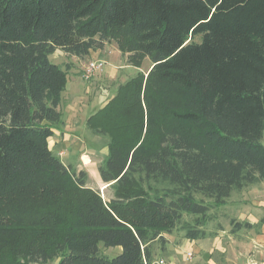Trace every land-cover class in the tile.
I'll list each match as a JSON object with an SVG mask.
<instances>
[{"label": "trees", "instance_id": "trees-1", "mask_svg": "<svg viewBox=\"0 0 264 264\" xmlns=\"http://www.w3.org/2000/svg\"><path fill=\"white\" fill-rule=\"evenodd\" d=\"M109 42L152 65L87 120L109 138L104 199L48 140L70 69L51 56ZM263 139L264 0H0V264H151L264 181Z\"/></svg>", "mask_w": 264, "mask_h": 264}, {"label": "crops", "instance_id": "crops-1", "mask_svg": "<svg viewBox=\"0 0 264 264\" xmlns=\"http://www.w3.org/2000/svg\"><path fill=\"white\" fill-rule=\"evenodd\" d=\"M118 52L120 53L119 50ZM72 57L74 58V56ZM75 59L78 60L76 57ZM108 64L112 66V64ZM71 65H66V68L70 69L66 91L60 105L63 123L56 126L54 135L48 140L49 148L54 153L58 152L59 156L63 155L62 150H72L83 142L84 133L83 130L78 129V126L88 129L85 128L87 126H84L83 122L87 124V120L91 116L89 113L84 117L78 116L80 118L79 125L78 119L71 117L72 113L78 111L75 108L77 103L83 107L88 106L80 99L76 102V92L79 90L80 80L83 79L78 72V77L75 76L77 74ZM101 77V74L97 78L95 77L93 83H98ZM74 97L75 104L72 105ZM106 103L101 104L100 108L104 107ZM96 109L98 108L96 107L94 110ZM92 156L96 155L86 151L79 155L77 165L63 163L75 169L84 167L87 172L95 171L94 167L96 166L98 168L96 170L98 175L96 186L105 191L109 189V185L101 179L100 165ZM233 220L236 221L235 224ZM238 223H242V225ZM206 229V236L198 240L184 238L183 233L165 234L168 241L166 248L160 249L158 245L154 244V256L151 264H155L159 258H164L171 264H264V181L232 193L225 204L216 207L214 219L209 222Z\"/></svg>", "mask_w": 264, "mask_h": 264}, {"label": "rangeland", "instance_id": "rangeland-1", "mask_svg": "<svg viewBox=\"0 0 264 264\" xmlns=\"http://www.w3.org/2000/svg\"><path fill=\"white\" fill-rule=\"evenodd\" d=\"M118 50H119L118 45H116L115 42H109L106 44L104 49L98 51H92L85 60H76L75 57L73 58L72 56L62 51L61 49L57 50L56 53L52 55L51 60L53 63L60 65L65 70H66V65L70 66L72 64L71 65L73 67L72 69L76 72V74L78 72L81 78L83 79L80 80L81 83L79 86V90L76 92L77 94L76 102L77 100L80 99L84 101L85 104H87L88 106L83 107L80 103H77L75 108L78 111L71 114L72 118H75L76 120L78 119V125L80 120L78 116L84 117L88 113L89 116L94 114L98 109H100L101 104L106 103L111 98H113L119 87L127 83L132 77L136 76L138 72L142 71L145 74L149 72L151 68L150 66L152 65V62L149 58H146L142 62L141 67L138 69L135 66H133L132 63L129 61L128 54L123 55L122 52L119 50L121 53L120 55ZM95 60L105 61V66L103 70L96 72L94 77L90 79H86L85 73L87 70L86 68L88 66V63H91ZM107 62L112 64V66H110ZM100 74L102 77L99 80V82L93 83V79L95 77L97 78V76ZM75 76L78 77V74ZM74 99L75 97L72 99V105L75 104V102H73ZM96 107L98 109L94 110ZM83 125L87 126L86 122L85 123L83 122ZM78 129L83 130L84 133L83 142H81L79 145L75 147L73 146L74 148L72 150L69 149L62 150L63 151L62 156H59L58 152L56 151L55 154L60 157L62 162L73 163L74 165H77V159L81 153H84L86 151L92 152V155L93 153L96 155L92 157H95L94 159H96L98 164L101 166V164H103L108 154L107 143L109 138L105 136L94 135L89 129H84V127L80 128L78 126ZM263 144H264V139H263ZM78 168L77 170H86L84 167L83 168L81 167L79 169ZM94 168L95 171L89 170L88 172L89 186H91L95 190H100V188L96 186L98 181V175L96 170H98V168L96 166ZM100 192L104 199H109L111 197V193H110L111 191L109 189H106L105 191H102L101 189ZM11 199L14 200H12L9 203H6V207L10 209L18 204L19 196L11 197ZM4 236L5 235L0 236V243L2 242L4 250H7L8 243L6 242L8 241L6 240L5 242ZM100 249L103 253L105 252L106 255L110 258L119 255V253L121 252L120 249L118 248H105L103 244H100Z\"/></svg>", "mask_w": 264, "mask_h": 264}, {"label": "built area", "instance_id": "built-area-1", "mask_svg": "<svg viewBox=\"0 0 264 264\" xmlns=\"http://www.w3.org/2000/svg\"><path fill=\"white\" fill-rule=\"evenodd\" d=\"M104 66H105V61H103V60H95L91 63H88V66L86 68L87 70L85 73V78L90 79V78L94 77L96 72L103 70ZM155 264H171V263L168 262L164 258H159Z\"/></svg>", "mask_w": 264, "mask_h": 264}]
</instances>
